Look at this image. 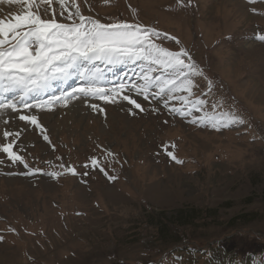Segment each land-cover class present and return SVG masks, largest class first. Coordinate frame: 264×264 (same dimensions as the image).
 <instances>
[{
    "label": "rangeland",
    "instance_id": "1",
    "mask_svg": "<svg viewBox=\"0 0 264 264\" xmlns=\"http://www.w3.org/2000/svg\"><path fill=\"white\" fill-rule=\"evenodd\" d=\"M75 3L83 15L102 23L138 21L176 37L179 44L163 36L156 42L169 50L186 49L212 81L208 94L205 78H195L194 92L209 101L205 110L220 102L218 112L235 113L244 123L219 130L193 124L204 110L181 117L162 102L127 90L121 95L146 111L119 96L115 104L77 98L67 106L60 101L43 110L21 109L20 114L38 116L51 144L34 125L4 116L0 143L11 142L3 131L20 132L13 151L29 168L0 153L5 161L0 164V264H264V42L256 38L264 34V0ZM52 7L60 22H68L74 11L73 0H66L63 16L59 0ZM27 10L0 0V19ZM251 43L260 44L261 55L257 48L248 49ZM144 63L84 66L99 67L107 89L139 82ZM68 80L53 81L38 99L87 83L78 72ZM85 99L104 112L94 111ZM171 104L180 106L179 101ZM105 149L116 156L109 157L107 167L115 180L81 167L93 155L105 161ZM168 151L183 163L173 161ZM61 162L89 174L64 172ZM35 168L41 171L24 174ZM52 171L61 174H46Z\"/></svg>",
    "mask_w": 264,
    "mask_h": 264
},
{
    "label": "snow or ice",
    "instance_id": "2",
    "mask_svg": "<svg viewBox=\"0 0 264 264\" xmlns=\"http://www.w3.org/2000/svg\"><path fill=\"white\" fill-rule=\"evenodd\" d=\"M104 2L107 3L108 0ZM188 2L191 3V0ZM256 2L257 0H249V3ZM7 3L19 4L21 7L26 5L28 10L15 14L7 21L0 19V93L12 94L0 95V119L4 116L18 117V122H25V126L29 123L34 125L40 129L43 139L49 144L51 140L47 134H44L46 129L39 122L38 116L20 114L21 109L43 110L45 107L51 108L60 101L67 106L68 102L77 98H96L105 103L115 104L119 96L140 112L146 111L129 95H121L125 90L143 96L146 101L151 97L157 103L162 102L164 108L181 117L191 116L194 109L204 110L203 116L191 120L193 124L206 125L219 130L244 123L235 113L218 112L217 110L222 107L220 102L212 103L211 111L205 110L209 101L194 92L198 87L195 78H205L208 94H211L213 89L212 81L205 77L203 70L197 66L186 49L169 50L162 46V42H156L163 36L179 44L180 41L176 37L161 33L155 27L138 21L116 19L108 24L102 23L92 16L83 15L81 7L75 3V0H73L74 11H69L66 18L68 22H60L55 18L56 13L52 7L54 0H7ZM65 4L66 0H59L61 16L64 15ZM128 7L133 14L136 13V9L130 4ZM50 14L51 18H49ZM256 38L264 42V34ZM96 61L112 65L136 61L145 63L142 65L139 82L130 86L120 83L118 86L114 85L106 89L101 86L102 70L99 67L90 69L84 66L93 65ZM158 70L166 75L154 76L153 73ZM77 72L81 79L87 81L86 84L74 88L71 92H61L58 97L53 95L46 100L38 99L42 92L52 87L53 81H67ZM171 101H179L180 106L170 105ZM85 103L88 104V99H85ZM88 106L94 111L104 112L98 104H88ZM128 111L132 115L136 114L131 107ZM152 111H159V108L153 107ZM4 125L6 128L9 127V121L5 120ZM2 135L4 138H11V142L0 143V153L7 154V158L12 162L23 163L28 169L29 165L24 162V157L13 151V145L17 143L21 133L5 130ZM102 154L105 156V161L102 162L93 155L81 167L98 170L107 179L115 180L116 177L108 173L107 167L109 157L115 160L116 156L106 149ZM167 155L177 164L183 163L173 152L168 151ZM4 162L0 159V164ZM58 166L64 172L73 175L89 174L87 171L78 173L76 167L71 165L66 167L63 162ZM40 171L39 168L29 169V172L24 174ZM46 174L58 176L61 173L52 171ZM3 239L4 237L0 236V240Z\"/></svg>",
    "mask_w": 264,
    "mask_h": 264
},
{
    "label": "bare ground",
    "instance_id": "3",
    "mask_svg": "<svg viewBox=\"0 0 264 264\" xmlns=\"http://www.w3.org/2000/svg\"><path fill=\"white\" fill-rule=\"evenodd\" d=\"M252 40V39H251ZM263 43V42H262ZM252 44V43H251ZM256 44V43H255ZM255 44H252L251 46H247V47H249L248 49H251V50H253V49H255V48H257V51H258V53H259V55H261V51H260V48H258L257 46L258 45H260V44H258V45H255ZM261 46H263L264 47V45H261ZM256 50V49H255ZM67 81H69V80H67ZM66 81V82H67Z\"/></svg>",
    "mask_w": 264,
    "mask_h": 264
}]
</instances>
